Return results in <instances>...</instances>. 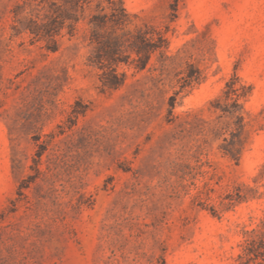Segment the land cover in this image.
Masks as SVG:
<instances>
[{
	"label": "rangeland",
	"instance_id": "rangeland-1",
	"mask_svg": "<svg viewBox=\"0 0 264 264\" xmlns=\"http://www.w3.org/2000/svg\"><path fill=\"white\" fill-rule=\"evenodd\" d=\"M22 1L0 0V264H238L264 218V0H123L174 59L162 75L157 55L120 66L118 91H103L84 30L56 53L15 35ZM188 64L202 82L176 95ZM234 75L253 89L236 143L216 105ZM42 142L54 184L24 198ZM237 188L250 199L228 207Z\"/></svg>",
	"mask_w": 264,
	"mask_h": 264
},
{
	"label": "trees",
	"instance_id": "trees-1",
	"mask_svg": "<svg viewBox=\"0 0 264 264\" xmlns=\"http://www.w3.org/2000/svg\"><path fill=\"white\" fill-rule=\"evenodd\" d=\"M14 17L13 30L15 35L27 34L32 44L42 43L43 47L51 53L60 50L61 40L65 36L74 38L84 30L87 33L89 45L93 51L88 63L102 71L101 82L103 91H118L126 85L128 75L120 72L119 68L126 65L134 69L135 74L150 70L149 64L154 56L159 57L161 75L168 62L174 58L169 55V41L167 32H163L151 25H135L133 27V14L126 8L123 0H23L12 10ZM194 66L188 64L185 71L178 76L180 91L192 89L202 82L201 73ZM252 87L242 83L234 75L226 84L223 96L216 100L218 109L222 112L220 118H229L232 122L226 124L223 130L231 133L233 142H242L241 138L247 126L245 122V105L252 95ZM176 97L170 99L171 107L176 104ZM86 110H74L75 117L84 114ZM71 126L76 123L74 120ZM63 133L64 130H63ZM223 149L227 155L238 160L242 148H231L227 138H224ZM48 150V144H39L37 158L31 169L34 174L28 175L19 185V195L27 198L25 191L31 190L32 185L41 189L38 181L53 186V171L56 168L48 167V172L40 169L42 157ZM48 173L51 176H48ZM56 190H54L55 192ZM45 199L46 196H40ZM255 198V196L253 197ZM249 196L241 188L235 193L228 194L225 200L228 207H233ZM14 210H16V203ZM244 238L239 244L240 253L237 256L238 264H264V218L253 229L243 231Z\"/></svg>",
	"mask_w": 264,
	"mask_h": 264
}]
</instances>
